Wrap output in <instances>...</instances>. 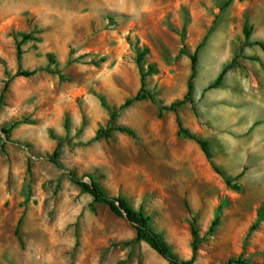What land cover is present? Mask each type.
Wrapping results in <instances>:
<instances>
[{"label":"rangeland","instance_id":"obj_1","mask_svg":"<svg viewBox=\"0 0 264 264\" xmlns=\"http://www.w3.org/2000/svg\"><path fill=\"white\" fill-rule=\"evenodd\" d=\"M204 37L194 102L164 109L187 92L190 55ZM258 42L264 0H0V264H171L70 172L142 207L181 258L192 255L195 219L194 264L230 257L264 264ZM144 49L145 69L155 68L146 77L155 101L147 95L121 107L141 88ZM20 69L36 72L14 76ZM177 114L209 140L213 162L239 188L226 184L195 140L178 134ZM116 124L135 134L97 135ZM58 144L64 169L49 160Z\"/></svg>","mask_w":264,"mask_h":264},{"label":"trees","instance_id":"obj_2","mask_svg":"<svg viewBox=\"0 0 264 264\" xmlns=\"http://www.w3.org/2000/svg\"><path fill=\"white\" fill-rule=\"evenodd\" d=\"M244 32L247 36H249L250 32L247 25L244 26ZM23 38H30V36L28 34H23ZM205 38L206 37H204V39L201 42H199L194 52L190 55L191 74L188 79L187 92L185 93L183 98H179L170 104H166L164 106V109L173 110L177 112L178 108L183 104H185L186 102H191V103L194 102V99L192 98L191 95L193 89V80L195 78L197 71L199 53L204 45ZM258 44L264 47V42H258ZM146 52L147 49H144L143 51L139 50L137 56V63L141 74V88L134 97L127 99L126 102L122 104L121 107H126L130 105L133 101L143 99L147 97V95L153 101H155L154 94L146 88V77L151 71H154L155 69L153 67V64L148 65V70L145 69L143 60ZM21 53L22 51L19 43L17 47L18 58H21ZM35 72L36 70L20 69L14 74V76H31ZM222 76H223V72L218 76L214 85H218L220 83ZM8 87H9V82L3 88L1 94L2 99ZM102 101L104 102V100ZM104 105H106L105 102ZM177 124H178V134L193 139L199 144L206 157L212 163L214 170L224 178L226 184L228 186L232 185L233 187L239 188L240 186L238 184H232V179L229 178L225 174V172L213 162L212 160L213 154L209 140L198 136L194 131H192L188 126H186L179 114H177ZM11 127H9L8 129H4V131L8 134V136L11 132ZM115 130L127 132L132 135L135 134V131L132 128L125 125L116 124L115 126H110L109 128L98 129L97 135L103 134L109 137L112 135L113 131ZM59 147L60 144H58L54 152L49 156V160L52 163H54L58 168L64 169V165L60 160ZM70 178L73 182L81 186L83 190L89 192L94 197L95 201L105 203L106 205L109 206L111 211H113L119 216L126 218L130 223H132V225L136 230L137 241L147 242L155 251H157L171 264H194V261L197 257V253L199 249L198 244L200 240L199 230L195 219H193L191 223V234L193 238L192 255L190 258H181L173 251L171 244L166 240L164 234L153 226L150 216L146 214V212L142 207L138 209L133 207L129 203V201L122 195L114 196L109 194L107 190L102 186V184L99 181H97L94 177H90V181H86L83 178L76 176L73 172H70ZM220 213H221V206L218 208L217 213L214 219L212 220V223L209 227V232H213L216 226L219 224ZM260 220H261V216H258L257 220L250 226L249 233L256 228ZM245 263L246 260L243 259L242 257H230L227 259V261L224 264H245Z\"/></svg>","mask_w":264,"mask_h":264}]
</instances>
